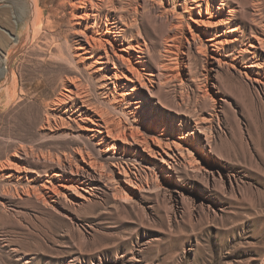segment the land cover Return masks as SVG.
Segmentation results:
<instances>
[{
  "label": "rangeland",
  "instance_id": "1",
  "mask_svg": "<svg viewBox=\"0 0 264 264\" xmlns=\"http://www.w3.org/2000/svg\"><path fill=\"white\" fill-rule=\"evenodd\" d=\"M77 1L0 0V264H264V86L251 84L232 68L209 71L207 56L194 47H182L177 63L168 64L169 83L161 89L169 110L139 85L135 97L142 92L144 104L175 117L178 129L175 109L184 121L189 113L209 117L220 111V123H212L209 135L215 153L211 160L223 163L230 179L216 176L207 183L182 168L167 177V170L132 154L120 160L132 183L120 175L117 184L128 187L127 201L103 184L96 188L97 197L80 207L62 198L54 204L44 199L41 186L52 180L55 165L42 156L69 151L84 141L103 157L93 140L62 131L51 135L41 128L52 114L45 94L66 93L61 81L77 75L73 63L61 55L65 40L72 43L69 33L77 11L70 9ZM237 3L241 31L249 33L256 21L264 22V0ZM141 21L155 50L162 51L163 27L155 28L146 12ZM237 49L231 47L229 53L236 55ZM146 68L158 72L151 62ZM154 74L150 77L156 84L144 80L151 93L160 88ZM93 79L92 87L98 89L101 73ZM205 92L215 101L200 97ZM141 115L136 119L143 123ZM110 160H103L107 171L119 172ZM8 162L25 167V173L5 179L8 171L16 175ZM201 199L213 207L202 206Z\"/></svg>",
  "mask_w": 264,
  "mask_h": 264
},
{
  "label": "bare ground",
  "instance_id": "2",
  "mask_svg": "<svg viewBox=\"0 0 264 264\" xmlns=\"http://www.w3.org/2000/svg\"><path fill=\"white\" fill-rule=\"evenodd\" d=\"M237 1L78 0L72 4L71 13L77 11V22L69 33L72 43L65 40L64 49H60L61 55L73 63L77 75L70 77L68 82V78L61 81L66 93L53 90L45 94L51 99L47 106L52 114L47 115L41 128L51 135L62 131L67 136L93 140L103 157H98L84 141L76 142V147L69 151L42 156L44 161L55 165L52 180L41 186L44 199L54 204L56 199L62 198L80 207L97 197L96 188L103 184L104 187L111 185L114 197L127 201L128 187L118 188L117 184L121 181L120 175L125 177L127 184L132 183L120 161L132 154L147 165L160 168L161 172L167 170L164 174L167 177L172 175V171L182 168L200 174L207 183L216 180V176L220 180L223 175L230 179L227 167L211 160L215 153L209 135L212 123L215 120L216 124L220 123V111L215 110L208 114L209 117L196 112L188 116L183 114L188 120L184 121L179 108L175 109L180 121L178 129L175 117L162 114L150 102L146 106L142 92L138 97L135 95L139 85L152 94L158 105L169 110L170 106L162 101L165 97H162L161 88L170 79L166 72L170 69L168 64L177 63V52L182 47L187 50L194 47L200 56H207L211 72L232 68L251 84L263 87L264 22L256 21L249 33L241 31L237 25L240 10ZM144 12L155 25L159 23L154 25L155 28L163 27L162 51L155 50L154 43L145 32L141 21ZM237 45L236 55L229 53L230 48ZM226 47L229 50L224 54ZM228 56L231 58L227 59ZM240 59L242 65L238 68ZM150 62L156 65L157 74L147 71ZM97 72L101 73L102 80L98 89H94L92 80H95L93 76ZM153 74L160 87L156 93H151L144 82L146 79L150 85L156 84L150 77ZM214 85L211 83L212 88ZM200 97L215 101L208 92ZM143 105L146 108L142 110ZM140 114L143 123L136 119ZM148 122L150 125L146 126ZM183 122L186 124L184 128ZM20 150L28 155L24 147ZM17 153L14 156L18 157ZM105 159H111V166L119 172H108L103 162ZM7 165L16 172V175L11 171L3 175L7 180L25 173V167L10 162ZM31 190L33 195H37L38 189ZM29 191L24 192L27 195ZM175 192L183 195L179 190ZM200 202L202 206L213 207V203L206 199Z\"/></svg>",
  "mask_w": 264,
  "mask_h": 264
}]
</instances>
